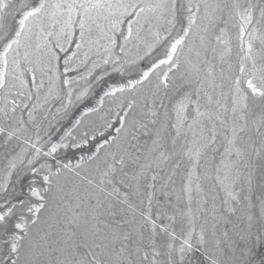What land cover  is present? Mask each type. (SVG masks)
Returning a JSON list of instances; mask_svg holds the SVG:
<instances>
[{
    "label": "rangeland",
    "instance_id": "374dc122",
    "mask_svg": "<svg viewBox=\"0 0 264 264\" xmlns=\"http://www.w3.org/2000/svg\"><path fill=\"white\" fill-rule=\"evenodd\" d=\"M13 1L0 0V6ZM150 2L31 0L26 12L20 13L17 29H9L3 37L0 264H22L33 244L47 247L51 255L59 243H75L71 225H65V236L55 232L63 226H56L54 215L69 212L66 209L74 199L79 203L75 191L62 185L61 173L70 176L74 186L91 193L103 191L119 211L116 215L105 208L102 224L109 241L101 247L107 245L110 254L105 253L99 264H264V0L242 4L216 0L219 7L227 5L229 16L220 18L211 34L205 21L201 37L194 33L200 22L195 4L186 12L182 3V14L164 22L155 20L157 12L149 13L157 9ZM41 15L46 19L37 29L33 22ZM105 19L108 24L103 29ZM67 26L75 36L69 50L64 49ZM38 31L47 37L39 38ZM82 31L79 61L76 48ZM25 33L29 36L24 39ZM199 38L207 46L194 82L175 87L181 54ZM231 67L234 79L227 86ZM57 78L65 87L80 83L76 90L80 94L72 99L65 93L57 97L52 93ZM151 80H157L159 87ZM172 85L178 98L182 94L188 98L176 101L171 93L166 95ZM225 95L228 112L216 118L208 106L220 107ZM170 105H176L173 111ZM18 106L26 120L41 118L32 127L40 125L44 136L35 134L31 142L22 141L5 127L6 120L10 126L21 122L14 118ZM150 106L156 107L155 113H144ZM175 123L185 143L196 134L200 145L194 166L181 168V182L176 180L177 166L168 168L164 177L162 168L154 169L157 164L148 168L144 158L150 129L163 127L167 138L159 143L163 154ZM53 127L59 139H53L56 146L49 152L42 142ZM20 147L33 153H22ZM185 149L186 157L189 147ZM107 155L112 165L109 170L103 166V173L96 167ZM91 166L94 175L84 176L83 170ZM96 175L111 183L112 191L99 187L93 179ZM132 182L135 194L130 199ZM178 191L180 196L175 195ZM83 209L89 212L81 203L74 208L78 214ZM132 215L139 228L131 226Z\"/></svg>",
    "mask_w": 264,
    "mask_h": 264
},
{
    "label": "bare ground",
    "instance_id": "6f19581e",
    "mask_svg": "<svg viewBox=\"0 0 264 264\" xmlns=\"http://www.w3.org/2000/svg\"><path fill=\"white\" fill-rule=\"evenodd\" d=\"M125 1H127V0H125ZM234 1L239 2L241 4L243 2V0H232V2H234ZM30 3H31V0H14L11 4H7V2H6L0 6V43H2L3 37H5L7 33H9L8 32L9 29L10 30L12 29V32L17 29L18 19L21 17V14L23 12H26V9L30 5ZM150 3H153L154 5H156L157 9L156 10L155 9L148 10V11H150L149 13L152 15V14H155L157 12V14H159V16L156 17L155 20H158V18H160L161 21L163 20L164 22H168V21L172 20L173 17L176 15V13L179 14L182 3H183V7H184L185 11H186L187 6L195 4L196 5L195 7L198 9V13L200 15V17L198 16V19H200L199 20L200 22H198L199 24H198L197 30H195L194 33H195V36L199 34L200 37H201L202 31H203L202 28H204L205 21H208V29H209L208 34L209 33L211 34L212 32H214L213 30L216 28L218 20L220 18H225V17L229 16V10H228L227 5H226V7L225 6L223 7V5H221V7H219L220 4L218 5L216 3V0H151ZM53 10L51 9V11H53ZM130 10H132L131 7L126 9L127 15L129 14ZM193 11H194V9H193ZM186 12H190V11H186ZM118 15H120V14H118ZM57 17L59 18V20L63 19L62 16H57ZM45 19H46L45 15L38 16L36 19H34L33 23H35L37 29H39L41 27V25H44V24H41V22L42 21L44 22ZM117 22H118V20H117ZM102 24L104 26L103 29L106 28L107 24H108L107 20L106 19L103 20ZM68 27L69 26H67V29H66L67 30L66 35H64L65 45L64 44L63 45L65 47L64 48L65 50L66 49L69 50L72 47V44L75 43V39H74L75 36H73V34H71V31L68 30ZM37 34L39 35V38L47 37V35L43 31L42 32L38 31ZM28 36L29 35H27L25 33L24 39L27 38ZM206 36H208V35H206ZM79 38H80V41L77 40V48L76 49H77V55H78V58L80 61V60H82L80 57L81 52H82L81 49H82V45H83L82 42L85 38L83 31L81 32ZM202 38H203V36H202ZM47 42L49 43V41H47ZM132 43H133V40H132ZM197 43L198 44L195 43L196 45H194L192 47V49H190V50L187 47H185L184 53L181 54V60H182L181 66H180V69L176 72L177 73L176 76H174L175 77L174 82L176 84L175 87L181 85L185 81L188 84H190V83L192 84L194 82L195 70L198 67H200L203 56L205 54V50H206L205 48L207 46V43L200 38L197 40ZM36 44L38 45L40 43L37 41ZM48 46H49V44H47V47ZM21 49L23 50V47H21ZM235 59H236V56H233V59L231 60L232 66H235L234 65ZM230 71H231V74H229L228 78L226 79V85L227 86H229L230 82L234 79V74H232V71H234V70H232V67L230 68ZM37 72H38V74L41 73V72H39V69L37 70ZM144 75L147 76L148 71H146ZM58 79L59 78H57L56 81L53 82L54 86L52 88V91L54 89V91L52 93H54L57 97H59V96H61V94L65 93V96L68 97V99H69L72 96L76 98L80 94V93H78V94L76 93V90L78 89L80 83H77V84L74 83L73 85H69L68 87H65V86L60 85V80H58ZM151 81L153 82V84H155V85H157V87H159V83L157 82V80H151ZM171 87H172V89H170V90H172V91H165V90L164 91H165L166 95L168 92L171 93L172 96H174L173 100H176V101L178 99L182 100L184 97H186V96H184V94H182L180 96L181 98H178L179 95L177 96V94L179 91L176 92L174 89L175 87H173V85ZM167 98L169 99V94H168ZM186 98H188V97H186ZM229 100H231V99H229ZM182 102L184 103V101H182ZM169 103L170 102H168V104ZM181 105H183V104H181ZM175 106L176 105L168 106V107H170L169 110H172V109L174 110ZM6 107H7V104H5V108ZM218 107L219 106H214V104H211L210 106H208V110L211 114H216L217 115L216 118H218V116L223 118L228 112V96L227 95H225V97L223 98L221 106L219 108ZM21 108L22 107L18 106V110L14 111V112H16L15 113L16 115L14 118L15 119L17 118V120H20L21 122L17 126H14V125L10 126L9 125L10 122L8 123L9 120L8 121L6 120L5 121V123H6L5 127L7 129H9L11 132H14L16 134V136L18 137V139H20L22 141L31 142L33 139H35V137H34L35 134H37L39 136H44V134H42V135L40 134L41 133L40 131H42L40 125H38V127L35 129H34V127H32V126L36 125L37 123H39L41 118L36 117V118H33L34 121H28L25 119V116L22 114L23 111ZM154 108L156 111L155 106H150V107H148L149 110L147 109V111L144 113H152L153 114V113H155ZM6 109H4V111ZM189 111H190L189 113L193 114V111L191 109ZM169 113H170V115L174 114L171 111ZM174 116H175L174 118L177 121L178 116H176V115H174ZM163 117H165V115H163ZM161 120H162L161 122L163 123L162 118H161ZM191 126H193L192 121H191ZM158 127H159V129H158ZM158 127L157 128L153 127L152 130L150 129L149 137L147 138L146 142L143 144V146L146 150L144 152L145 163L148 162V164H147L148 168L157 164L156 166H154L155 167L154 169L158 170L159 167L162 168L164 177H165V175L168 174V168L172 169L174 167V169H176V166H177L178 167V170H177L178 177L176 178V180H179L181 182V180H182L181 168L183 166L185 167L186 165H189V167L192 168L194 166L195 159L198 156V153L200 151V147H199L200 145H198V136H196V134H194V131H195L194 130L192 133V134H194V137L193 136L190 137V141L188 140L189 142L186 141V143H185V140H183V137L180 136L181 135L180 127L178 126V124L175 123V126L171 129V133H173V135L171 137H169V142L166 145L164 144L165 148L167 150L165 153L161 154L159 151V148L162 146V144H160V147H159V143L161 142L160 140L166 141L167 138L164 135L165 133H163V127H161V125H159ZM193 128H194V126H193ZM46 133H47L48 137L43 140L42 145L46 146V147H43L44 149L50 148L49 152H51V151H53V149L56 146L52 143V141H53V139H59V136H58L59 132L57 131L56 127H53L51 129V131H48ZM44 141L47 142V145L44 144ZM185 145H187L186 147H189V149H188V152H189L188 156L189 157L184 156V150H186ZM19 151L22 153H25V152L33 153L32 151L24 149L23 147H20ZM143 151H142V153H143ZM8 153L10 154L11 151L9 150ZM212 153H213V151H212ZM185 154H187V153H185ZM110 155H107V157H104L102 159V161H99L97 167L95 166L98 170H100L103 173L105 172L104 169L109 170L110 166L112 165V161H111L112 158L110 157L111 159H109ZM36 157H39V156L36 155ZM104 163H106V164L103 165ZM51 166H52V164L50 165V167ZM162 169H160V174L162 173ZM95 172H96V169L91 166V167L87 168L86 170H83L82 174L86 177H92ZM112 174L114 175L115 173H112ZM98 176H101V175H96L95 177H93L95 183L99 187H101L103 190L109 191L111 189V191H112V187H113L112 184L111 183H109V184L105 183L104 181H102V179L98 178ZM60 177L62 178L61 182H62V185H64L65 189L71 188V190L75 191V193L77 194V196H75V198H77L79 203L76 204L75 199L72 197L74 200L70 201V204H69L72 209L71 208H69V210L66 209L69 212L65 211L66 213H63L62 215L60 212L56 213L54 215V219L57 220L56 226L60 227V228H61V226H63L61 228V230H58L55 232H57L58 235L61 234V235L65 236L64 231H63L64 227H66V226L68 227V225H71L72 226V233H70V234H71V238L74 239L75 243L74 244L59 243L57 246H55L56 247V248H54L55 252L52 251L51 255L46 253L47 247H44V246L40 247L39 245L33 244L30 247L29 251L26 253L25 257H23L22 264H99L101 262V257H104L105 253L107 255L110 254L109 250H107L108 249L107 245L104 249L101 247V243L103 241H109V234H106V232H104V230H106V228L102 224V220L105 221V208H108L107 209L108 212H112L116 215L119 211H118L117 207H115V206L113 207L111 198L109 196H106L105 194L101 193L103 191L91 193V192H88L87 189H85V188H80L78 186H74L72 184L73 179L70 176L65 175L64 173H61ZM112 182H113V180H112ZM74 183H76V181H74ZM114 183H116L115 186L118 188V190L116 189L117 192L119 194L122 193V189L119 186L118 182L115 181ZM144 183H145V181H144ZM134 187H135L134 182H132L130 199L135 194ZM142 188H143V186H141V189ZM141 189H140V191H141ZM92 190H93V188H92ZM65 191H67V190H65ZM180 194H181V192L178 191L175 195L180 196ZM89 195H91V196L89 197V199L87 201H85L84 198L85 197L87 198ZM68 203H69V201H68ZM80 203L82 205H84V208L85 209L87 208V210L89 212L84 213V209H83L81 214H78L79 213L78 211L75 212V210H74L75 206H77ZM86 205H88V206L86 207ZM140 205H141L140 202L136 204L137 209L140 208ZM57 207L58 206H56L55 211H57ZM143 207L146 209L145 206H143ZM175 208H177V207H175ZM62 210H63V208H62ZM121 212H122V210L120 211V213ZM75 214L77 215V217ZM73 226H74V228H73ZM131 226H133L134 229H136L138 227V221L135 220L133 215L131 216ZM180 229H182V228H180ZM86 246H87V250L85 248ZM53 247L54 246H50L51 249H53ZM85 250H86V253H91L92 259H89L87 257L88 255L85 254Z\"/></svg>",
    "mask_w": 264,
    "mask_h": 264
}]
</instances>
